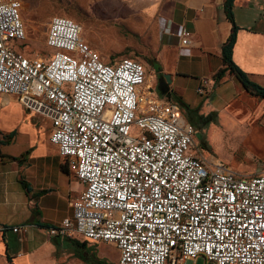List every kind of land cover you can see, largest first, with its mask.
Instances as JSON below:
<instances>
[{
  "label": "built area",
  "instance_id": "obj_1",
  "mask_svg": "<svg viewBox=\"0 0 264 264\" xmlns=\"http://www.w3.org/2000/svg\"><path fill=\"white\" fill-rule=\"evenodd\" d=\"M21 12L22 0H0V94L50 120L51 143L85 186L49 237L108 243L118 264H264V172L202 155L172 98L141 104L142 64L105 63L70 18H51L48 56H27ZM174 35L188 52L191 34ZM209 88L203 78L197 93Z\"/></svg>",
  "mask_w": 264,
  "mask_h": 264
},
{
  "label": "crops",
  "instance_id": "obj_2",
  "mask_svg": "<svg viewBox=\"0 0 264 264\" xmlns=\"http://www.w3.org/2000/svg\"><path fill=\"white\" fill-rule=\"evenodd\" d=\"M224 2L107 0L122 11L116 20L128 25L131 35L151 39L159 74L170 76L169 93L193 112L194 131L219 117L238 94L242 104L262 105L253 126L264 148V99L252 95L254 99H248L229 72L216 79L224 68L222 47L235 25L232 60L264 89V0H235L234 24L227 18ZM178 26L191 34L188 52L174 35ZM203 78L210 80V88L201 96L197 88ZM51 132L50 120L25 109L16 97L0 94V228H8L0 231V264H118L119 252L108 243L49 237L48 227L72 219L74 202L85 189L51 143ZM258 159L264 162V151ZM259 172H264L263 166L256 169ZM109 249L116 253L114 262L102 252Z\"/></svg>",
  "mask_w": 264,
  "mask_h": 264
},
{
  "label": "rangeland",
  "instance_id": "obj_3",
  "mask_svg": "<svg viewBox=\"0 0 264 264\" xmlns=\"http://www.w3.org/2000/svg\"><path fill=\"white\" fill-rule=\"evenodd\" d=\"M21 13L27 35L24 44L27 45V56H48L50 51L46 47V35L50 20L54 16L67 17L80 25L82 39L105 63L131 58L142 64L146 71L142 105L162 100L158 89L159 77L151 62L154 58L151 39L131 35L130 27L116 20L122 11L114 9L107 0H22ZM129 47H134L135 50L131 51ZM250 98L254 99L248 95V99ZM241 99L236 94L233 103L219 117L202 126L197 125L193 143L202 155L213 156L238 173L246 175L254 174L256 169L264 167V162L258 159L264 148L259 143L258 130L253 126V121L261 114L262 105L254 102L242 104ZM182 113L187 121L192 118L188 112L182 110ZM102 252L109 261H115L114 250ZM195 264H204V261L200 258Z\"/></svg>",
  "mask_w": 264,
  "mask_h": 264
},
{
  "label": "trees",
  "instance_id": "obj_4",
  "mask_svg": "<svg viewBox=\"0 0 264 264\" xmlns=\"http://www.w3.org/2000/svg\"><path fill=\"white\" fill-rule=\"evenodd\" d=\"M234 1L235 0H225L224 2V8L227 18L233 24H234V14H233ZM236 32H237V27L234 25L229 39L222 47V60H223L224 68L217 73L216 79L217 80L221 79L226 72H229L235 76V78L238 80V82L242 85V87L247 91L249 95L255 97H262L264 99L263 87L251 81L249 76L245 72H243L239 67H237L232 60L233 47L236 42ZM26 47L27 45H24L22 47V50L24 52ZM151 62L153 69L155 70L156 73L159 74L161 72L160 66L154 60H151ZM167 96H169V98H172L181 107L183 111L188 112L192 117L193 112L189 111L188 107H186V105L178 97L171 96L170 93H168ZM188 122L193 125V117L190 118Z\"/></svg>",
  "mask_w": 264,
  "mask_h": 264
},
{
  "label": "water",
  "instance_id": "obj_5",
  "mask_svg": "<svg viewBox=\"0 0 264 264\" xmlns=\"http://www.w3.org/2000/svg\"><path fill=\"white\" fill-rule=\"evenodd\" d=\"M158 77V88L161 99H163L169 93V84L171 83V78L166 74H158Z\"/></svg>",
  "mask_w": 264,
  "mask_h": 264
},
{
  "label": "flooded vegetation",
  "instance_id": "obj_6",
  "mask_svg": "<svg viewBox=\"0 0 264 264\" xmlns=\"http://www.w3.org/2000/svg\"><path fill=\"white\" fill-rule=\"evenodd\" d=\"M159 89V88H158Z\"/></svg>",
  "mask_w": 264,
  "mask_h": 264
}]
</instances>
